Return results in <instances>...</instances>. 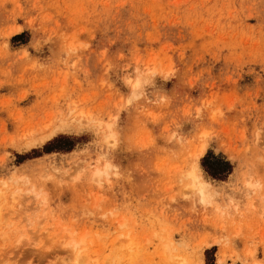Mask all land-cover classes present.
<instances>
[{"label": "rangeland", "instance_id": "rangeland-1", "mask_svg": "<svg viewBox=\"0 0 264 264\" xmlns=\"http://www.w3.org/2000/svg\"><path fill=\"white\" fill-rule=\"evenodd\" d=\"M62 234L264 264V0H0V264H70Z\"/></svg>", "mask_w": 264, "mask_h": 264}, {"label": "bare ground", "instance_id": "bare-ground-1", "mask_svg": "<svg viewBox=\"0 0 264 264\" xmlns=\"http://www.w3.org/2000/svg\"><path fill=\"white\" fill-rule=\"evenodd\" d=\"M139 85H140V80H138L136 82V84L134 85V88L135 89L138 88ZM207 185H208V183L204 181L203 183L199 182V186H198V188H199L204 199H206L207 194H208L207 189H206ZM248 186L250 188H252V185L250 183H248ZM70 240L71 239L69 237H67L66 235H63V234L57 238V241H60L62 244H66L67 247H69L71 250L70 252L72 255H71V258L69 261L70 264H87V260H88L89 256H88V253L86 250V245L84 244L85 243L84 239L81 240V243H77L75 240H71V241ZM125 241L126 242H120V243H118L117 241L113 242V248H116V250L127 248L129 253L132 255V253L136 252V248H134V243L132 242V240L129 239V237H127V239ZM93 254H94V256L96 255L95 258H94V256L90 257V258L98 261L100 256H101L100 251H96ZM164 256H165L167 261H171L173 264H183L175 256H173L169 252L168 247L165 248V250H164ZM95 264H98V262H96Z\"/></svg>", "mask_w": 264, "mask_h": 264}, {"label": "trees", "instance_id": "trees-1", "mask_svg": "<svg viewBox=\"0 0 264 264\" xmlns=\"http://www.w3.org/2000/svg\"><path fill=\"white\" fill-rule=\"evenodd\" d=\"M229 166L228 163H224V164H221L217 167H215L214 165L213 166H208V170L207 172H209L211 174V176H213L214 178H218V179H221L223 174L226 172L224 171V169H226V167ZM206 167V165H205Z\"/></svg>", "mask_w": 264, "mask_h": 264}]
</instances>
